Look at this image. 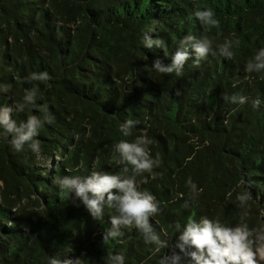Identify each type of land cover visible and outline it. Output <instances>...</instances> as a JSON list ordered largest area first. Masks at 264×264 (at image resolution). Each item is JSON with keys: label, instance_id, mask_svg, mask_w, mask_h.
I'll return each instance as SVG.
<instances>
[{"label": "trees", "instance_id": "obj_1", "mask_svg": "<svg viewBox=\"0 0 264 264\" xmlns=\"http://www.w3.org/2000/svg\"><path fill=\"white\" fill-rule=\"evenodd\" d=\"M205 8L217 26L195 18ZM145 35L164 46L145 47ZM186 35L210 39L214 51L199 63L190 56L180 75L151 68L157 58L169 63ZM225 40L234 41L231 57L216 51ZM260 48L264 0H0V106L18 123L31 114L44 121L39 153L0 135V264L52 256L109 264L114 254L159 264L174 250L176 223L206 216L264 229V71L246 70ZM45 71L50 80L30 79ZM33 86L35 104L16 111ZM126 119L138 122L128 137L119 130ZM137 136L150 139L157 161L136 182L159 202L150 223L165 247L146 243L135 225L103 240L115 210L98 221L57 184L92 171L132 175L115 145Z\"/></svg>", "mask_w": 264, "mask_h": 264}, {"label": "clouds", "instance_id": "obj_2", "mask_svg": "<svg viewBox=\"0 0 264 264\" xmlns=\"http://www.w3.org/2000/svg\"><path fill=\"white\" fill-rule=\"evenodd\" d=\"M211 8L196 10L195 18L204 25L217 26L219 21L214 18ZM234 41L225 40L218 46L221 56L231 57ZM162 48V39H151L148 35L144 37V46ZM212 41L206 37L197 38L192 35L184 36L176 51L171 55L170 62L165 64L159 58L155 59L151 68L156 72L168 74L183 72L184 65L190 56H195L194 63H199L213 52ZM248 72L264 71V48L258 49L254 56L246 64ZM30 79L48 81L51 79L45 72L32 73ZM4 90V89H0ZM38 93V87L33 86L25 90L22 102L16 105V111H23L26 106L34 105ZM233 103L244 104L245 96H232ZM262 101L257 98L253 106H260ZM12 107L0 106V135L11 136L10 143L14 150L23 151L25 145L35 153L41 151L40 142L35 137L44 124L35 114L19 123L12 118ZM46 110V109H45ZM138 122L134 119H126L119 125L123 136L132 135V130ZM151 143L147 136H137L134 140H120L115 145V150L120 154L123 161L132 166V175L121 176L109 174L103 171H92L85 176H63L57 180V184L66 195L78 199L85 207L90 216L98 221L104 217L106 208L115 210L114 215L109 217L110 227L103 233V240L116 239L123 236V226L135 225L142 233L146 243H155L162 247L167 243L161 241L160 236L150 223V216L156 214L159 202L155 196L147 190L140 191L137 187L136 175L142 172H151L157 163L150 156L148 145ZM125 172L129 169L126 167ZM145 182L146 179H145ZM193 190L196 185L188 181ZM247 193L238 194L237 199L243 205L248 199ZM179 233L176 237L173 251L170 255L159 260V264H259L264 260V229H250L246 222L235 226L201 217L199 220L191 219L186 224H175ZM48 264H73L69 260H61L55 256L48 258ZM75 264H79V258ZM109 264H124V256L114 254L110 257Z\"/></svg>", "mask_w": 264, "mask_h": 264}, {"label": "rangeland", "instance_id": "obj_3", "mask_svg": "<svg viewBox=\"0 0 264 264\" xmlns=\"http://www.w3.org/2000/svg\"><path fill=\"white\" fill-rule=\"evenodd\" d=\"M259 260V258H257ZM259 264H264V260H259Z\"/></svg>", "mask_w": 264, "mask_h": 264}]
</instances>
